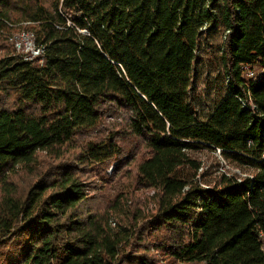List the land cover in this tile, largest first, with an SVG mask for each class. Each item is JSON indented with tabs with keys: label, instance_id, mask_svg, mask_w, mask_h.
I'll return each mask as SVG.
<instances>
[{
	"label": "trees",
	"instance_id": "16d2710c",
	"mask_svg": "<svg viewBox=\"0 0 264 264\" xmlns=\"http://www.w3.org/2000/svg\"><path fill=\"white\" fill-rule=\"evenodd\" d=\"M0 17L43 50L24 60L0 23V264H264V0H0ZM219 30L226 93L199 119L192 70ZM202 149L227 165L212 180ZM109 162L150 207L88 203Z\"/></svg>",
	"mask_w": 264,
	"mask_h": 264
},
{
	"label": "rangeland",
	"instance_id": "374dc122",
	"mask_svg": "<svg viewBox=\"0 0 264 264\" xmlns=\"http://www.w3.org/2000/svg\"><path fill=\"white\" fill-rule=\"evenodd\" d=\"M26 25L17 24L10 31L16 33L23 28L27 29ZM222 35L223 32L220 30L212 37L206 35L203 40L202 49L197 54V59L193 66L189 102L199 119H204L212 111L222 95L226 93V77L222 69L219 51ZM5 42V45L10 46L7 40ZM208 44H211V46ZM254 70L258 72L260 68L254 66ZM192 156L202 164V171L200 172L203 176L199 177L201 181L212 180L222 169H227V165L223 162L218 151L212 152L202 149L194 151ZM116 165L118 169H115ZM127 170V167L120 165V162L95 165L93 169L90 167L87 170L89 181L86 183L89 193L88 203L94 202L101 208L105 205L106 201L112 200L118 193H122L129 194L127 195L128 198L134 203L150 207L151 200L149 198L154 194L153 190L137 187L132 179V173ZM13 179L19 182L18 177H13ZM25 179L27 178L25 177ZM151 251L154 253L153 248ZM155 255L161 264H165L158 253L155 252ZM176 264L195 263L177 262Z\"/></svg>",
	"mask_w": 264,
	"mask_h": 264
},
{
	"label": "built area",
	"instance_id": "2783aa9c",
	"mask_svg": "<svg viewBox=\"0 0 264 264\" xmlns=\"http://www.w3.org/2000/svg\"><path fill=\"white\" fill-rule=\"evenodd\" d=\"M0 23H4L5 26H7L10 29L17 25V24L16 25L11 24L1 17H0ZM22 24H26V23H22ZM5 35L8 43L13 46L15 51L20 56H22L24 60H33L42 55L43 50L36 44L35 35L31 30H27L23 28L16 33L9 31L5 33ZM39 62H42V60L40 59ZM243 72H244L243 76L245 78L255 79L257 75L260 72H262V69L260 68V71L256 72L254 70V67L251 68L247 66L244 68ZM260 236L263 242L262 250L264 252V234L260 233Z\"/></svg>",
	"mask_w": 264,
	"mask_h": 264
}]
</instances>
